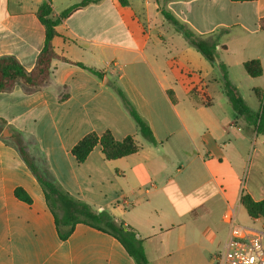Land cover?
Segmentation results:
<instances>
[{
    "label": "crops",
    "instance_id": "1",
    "mask_svg": "<svg viewBox=\"0 0 264 264\" xmlns=\"http://www.w3.org/2000/svg\"><path fill=\"white\" fill-rule=\"evenodd\" d=\"M47 1L0 0V57L17 58L29 72L45 44L38 11ZM49 1L58 17L83 0L59 9ZM128 2L92 3L56 27V53L101 76L54 60L39 90L18 84L0 93V264H136L117 239L84 224L61 239L18 138L63 191L133 229L149 264H213L229 234L226 209L241 208L244 194L264 200V186L256 197L246 181L249 160H264V137L237 116L218 70L162 14H173L199 37L214 36L230 80L249 108L261 112L264 0ZM253 60L260 62L259 77L245 69ZM118 89L149 124L155 145L142 137ZM107 131L119 141L133 137L139 151L109 161L97 146L79 163L74 146ZM18 188L31 203L16 197Z\"/></svg>",
    "mask_w": 264,
    "mask_h": 264
},
{
    "label": "trees",
    "instance_id": "2",
    "mask_svg": "<svg viewBox=\"0 0 264 264\" xmlns=\"http://www.w3.org/2000/svg\"><path fill=\"white\" fill-rule=\"evenodd\" d=\"M100 1L101 0H83L64 10L58 17H54L53 7L49 0L43 3L39 8L38 18L45 28V44L37 58L36 65L29 72L17 58L12 56L0 57V93H10L18 84H22L23 87L29 91L39 90L51 78L53 73L52 63L54 60H62L67 63L78 65L97 76H101L99 72L59 56L53 46V39L56 36V27L60 23L73 13L92 3H98ZM118 1L121 6H127L129 4L128 0ZM162 14L175 30L182 34L188 43L218 70L222 88L237 116L243 118L248 125L256 128L257 134L264 137V108L261 112H254L246 104L240 90L230 80L226 64L219 58L216 38L214 36L208 38L199 37L185 24L181 23L173 14L166 10H162ZM260 26L261 29H264V19L261 20ZM245 69L251 77H259L262 74V68L258 60L246 62ZM117 92L124 106L129 111V114L137 123L142 137L155 145L157 142L149 124L138 114L125 94L120 89H118ZM3 129L4 126L0 124V135ZM14 143L22 159L44 190L48 206L54 215L61 239L66 240L76 225L84 224L103 231L117 239L127 253L134 259L136 264H149V258L144 249L143 240L133 229L126 226L123 222L115 220L108 212L95 211L87 203L79 201L63 191L35 166L23 140L18 138ZM97 146L101 147L105 158L109 161L127 157L138 152L140 149L133 137H127L119 141L111 132L107 131L102 135L96 133L86 135L74 146L72 155L79 163H83ZM15 195L20 200L31 203V198L23 189H16ZM241 203L246 207L251 217L255 218L259 215L264 216V200L256 202L250 195L244 194L241 198ZM62 226H69L70 229L67 231L62 230Z\"/></svg>",
    "mask_w": 264,
    "mask_h": 264
},
{
    "label": "built area",
    "instance_id": "3",
    "mask_svg": "<svg viewBox=\"0 0 264 264\" xmlns=\"http://www.w3.org/2000/svg\"><path fill=\"white\" fill-rule=\"evenodd\" d=\"M240 205L229 206L224 220L229 226L228 237L219 252L213 257V264H264V224L260 228L239 223ZM263 220L261 216L254 218Z\"/></svg>",
    "mask_w": 264,
    "mask_h": 264
},
{
    "label": "rangeland",
    "instance_id": "4",
    "mask_svg": "<svg viewBox=\"0 0 264 264\" xmlns=\"http://www.w3.org/2000/svg\"><path fill=\"white\" fill-rule=\"evenodd\" d=\"M77 0H57L54 3V7L56 9H59L62 4L75 2ZM195 84L191 85L190 88H192ZM219 90V89H218ZM220 91V90H219ZM261 108L264 105V96L260 102ZM246 181L247 185L251 187V189L254 191L256 197H260V186H264V160H254L252 162L248 163L247 167V174H246ZM262 216V215H259ZM263 220L256 221L254 218H252L247 210L246 207L242 205L239 212V223L245 226H251L254 228H260L264 224V216ZM215 264V263H214Z\"/></svg>",
    "mask_w": 264,
    "mask_h": 264
},
{
    "label": "water",
    "instance_id": "5",
    "mask_svg": "<svg viewBox=\"0 0 264 264\" xmlns=\"http://www.w3.org/2000/svg\"><path fill=\"white\" fill-rule=\"evenodd\" d=\"M3 135H4L5 138H11L12 137V134L9 132V130H5ZM69 229H70L69 226H62V230L67 231Z\"/></svg>",
    "mask_w": 264,
    "mask_h": 264
}]
</instances>
